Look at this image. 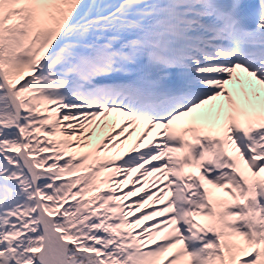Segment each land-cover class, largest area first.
<instances>
[{"label":"snow or ice","instance_id":"6c2138e0","mask_svg":"<svg viewBox=\"0 0 264 264\" xmlns=\"http://www.w3.org/2000/svg\"><path fill=\"white\" fill-rule=\"evenodd\" d=\"M0 264H264V0H0Z\"/></svg>","mask_w":264,"mask_h":264},{"label":"bare ground","instance_id":"6f19581e","mask_svg":"<svg viewBox=\"0 0 264 264\" xmlns=\"http://www.w3.org/2000/svg\"><path fill=\"white\" fill-rule=\"evenodd\" d=\"M227 87L229 89H231L232 85H229ZM118 139H123V137H119ZM154 176H155V174H154ZM154 176L141 177L139 175V173H133L128 178V180H130L131 183H125V185H123L122 188L119 191L126 192L129 189H131L133 187V184H134L135 187L141 188L142 190L146 189L149 192H155V191H157L158 188H163L164 187V182L156 181V184L153 185ZM115 179H124V176L122 174H118L117 177H115ZM209 188H210V191H211L212 190L211 189V186H209ZM141 194H144V192L142 191ZM161 196H163V193H161ZM135 199H137V197H135V196L134 197H129V198H127L125 200V203H130V202H132ZM165 199H166V197H165ZM151 203L152 202H150V204ZM163 203H164V201H157V203H155L151 207L145 206V208L142 209L141 212H143V211H151L152 210V207H156V208L163 207ZM139 214H141V213H137V215H139ZM133 218L134 217H130V219H133ZM161 218L162 217H158V219H161ZM153 222H155V221H148V222H145V223L147 224V223H153Z\"/></svg>","mask_w":264,"mask_h":264}]
</instances>
